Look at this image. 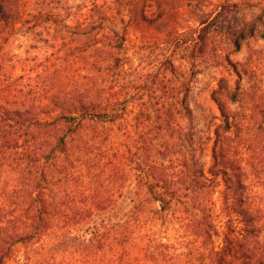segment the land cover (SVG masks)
<instances>
[{
    "label": "trees",
    "instance_id": "16d2710c",
    "mask_svg": "<svg viewBox=\"0 0 264 264\" xmlns=\"http://www.w3.org/2000/svg\"><path fill=\"white\" fill-rule=\"evenodd\" d=\"M7 2L12 9L0 14V28L10 20L12 32L19 23L42 29L52 50L40 82L13 77L9 63H0V264H264V209L250 186L264 180V143L251 138L246 123L216 99L210 169L220 187L216 248L211 178L186 163L173 177L144 175L157 168L142 157L153 139L123 129L128 84L121 75L130 62L124 34L102 25L109 7L94 1L77 11L70 0H0ZM177 87L191 125L189 88L182 81ZM134 108L133 118H150L149 110ZM118 121L123 139L115 162L135 170L123 213L118 186L103 198L78 183L104 158L100 146ZM96 123L102 129L89 133Z\"/></svg>",
    "mask_w": 264,
    "mask_h": 264
},
{
    "label": "rangeland",
    "instance_id": "374dc122",
    "mask_svg": "<svg viewBox=\"0 0 264 264\" xmlns=\"http://www.w3.org/2000/svg\"><path fill=\"white\" fill-rule=\"evenodd\" d=\"M70 1L77 11L94 1L109 7V19L102 25L105 31L115 29L124 34L130 62L124 66L130 68L121 75L128 84L123 129L146 131L153 139L154 144L142 157L147 163L155 161L157 168L155 173L145 170L144 175L160 178L163 173L173 177L186 163L211 178L216 211L212 224L217 233L213 240L219 248V175L210 172L215 123L220 117L216 99L235 112L241 124L246 123L251 138L256 136L264 143V0ZM11 9L9 2L0 4V14ZM9 23L0 28V37L5 38L4 43L0 40V63H9L7 72L13 77L24 76L26 83L40 82L43 63L52 50L42 42L45 32H31L20 23L12 32ZM179 38H183L180 43ZM181 81L189 88L191 125L178 103L183 93L182 87H177ZM135 105L143 113L150 111L145 123H141L143 117L133 118L134 112H129L136 111ZM159 107L161 111H157ZM119 123L107 128L111 137L100 146L102 161L97 159L84 169L78 183L93 194L100 192L103 198L113 185L118 186L121 194L117 211L123 213L133 195L135 170L126 169L120 159L115 162L114 151L123 139ZM101 129L102 125L96 123L88 127V132ZM250 186L264 209V180L252 179Z\"/></svg>",
    "mask_w": 264,
    "mask_h": 264
}]
</instances>
